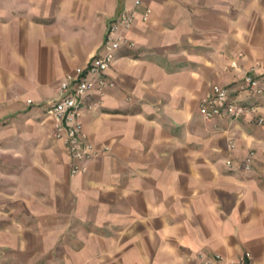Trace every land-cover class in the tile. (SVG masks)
<instances>
[{"label": "crops", "instance_id": "1", "mask_svg": "<svg viewBox=\"0 0 264 264\" xmlns=\"http://www.w3.org/2000/svg\"><path fill=\"white\" fill-rule=\"evenodd\" d=\"M133 1L0 0V264H264V99L243 80L264 73V0H143L81 105L99 155L54 136L46 107ZM214 83L247 112L206 118Z\"/></svg>", "mask_w": 264, "mask_h": 264}, {"label": "built area", "instance_id": "2", "mask_svg": "<svg viewBox=\"0 0 264 264\" xmlns=\"http://www.w3.org/2000/svg\"><path fill=\"white\" fill-rule=\"evenodd\" d=\"M142 4L143 0H134L131 8L121 10L116 15L102 43L103 53L94 55L85 69L78 68L76 75L68 74L60 84L62 98L46 107L47 114L53 120L54 136L62 140L71 155L78 160L92 159L99 155L95 144L84 130L81 110L83 99L94 88L103 90L114 85L105 77L107 70L116 59L117 51L123 43L134 45V42L130 41L124 32L132 28L139 14L138 7ZM151 13V7H146L141 12L142 19L148 21ZM231 65L237 67L238 63L232 61ZM243 80L245 87L252 95L264 99V73L261 75L248 73ZM200 109L206 118L222 115L224 111L234 117H239L248 110L232 100L228 88L219 83L212 84L211 90L202 98ZM256 122L264 127L263 116H259ZM81 169L75 165L72 173L75 174ZM251 257L250 252H245L236 260H229L220 253L210 255L201 253L196 264H249Z\"/></svg>", "mask_w": 264, "mask_h": 264}]
</instances>
